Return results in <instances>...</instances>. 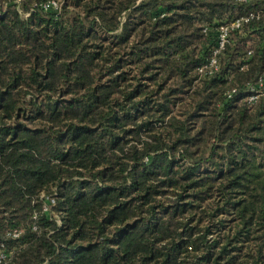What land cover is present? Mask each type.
<instances>
[{
  "label": "trees",
  "instance_id": "trees-1",
  "mask_svg": "<svg viewBox=\"0 0 264 264\" xmlns=\"http://www.w3.org/2000/svg\"><path fill=\"white\" fill-rule=\"evenodd\" d=\"M49 1L0 0V264H264V0Z\"/></svg>",
  "mask_w": 264,
  "mask_h": 264
},
{
  "label": "built area",
  "instance_id": "built-area-1",
  "mask_svg": "<svg viewBox=\"0 0 264 264\" xmlns=\"http://www.w3.org/2000/svg\"><path fill=\"white\" fill-rule=\"evenodd\" d=\"M248 1V0H243ZM45 8L59 7V4L55 0H50L49 2L43 4ZM264 10V5H263ZM261 17V12L257 11L255 13H250L249 15H243L234 18L232 21L228 22H222L216 25L214 28L216 30V36H215V44L212 45L210 48V57L209 59L204 62V66L200 68V72L209 71L210 73H213L215 70H218L219 68V62H218V55L222 53L229 41V35L230 32L234 29L242 30V28L249 23L251 19H259ZM212 27L206 26L204 27V33L208 35L211 32ZM248 57H251L253 55V49H249ZM244 68L243 66L241 69ZM251 93L249 95V101L255 102V100L258 98L260 92L264 91V78L260 77L259 80L250 86ZM14 235L17 236L18 232H14ZM7 257V254L3 251H0V262L4 261Z\"/></svg>",
  "mask_w": 264,
  "mask_h": 264
},
{
  "label": "rangeland",
  "instance_id": "rangeland-1",
  "mask_svg": "<svg viewBox=\"0 0 264 264\" xmlns=\"http://www.w3.org/2000/svg\"><path fill=\"white\" fill-rule=\"evenodd\" d=\"M56 1L58 2V4H59V2H61V0H56ZM214 27H215V26H214ZM214 27H212L211 32L213 31V37L215 38V36H216V30H215ZM254 43H255V42H253V40L250 41L249 49H252V48H253ZM249 49H248V50H249Z\"/></svg>",
  "mask_w": 264,
  "mask_h": 264
}]
</instances>
